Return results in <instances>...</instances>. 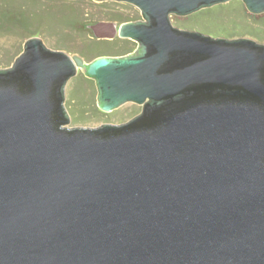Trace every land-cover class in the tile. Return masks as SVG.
<instances>
[{"label":"water","instance_id":"water-1","mask_svg":"<svg viewBox=\"0 0 264 264\" xmlns=\"http://www.w3.org/2000/svg\"><path fill=\"white\" fill-rule=\"evenodd\" d=\"M114 1L142 13L117 29L134 52L32 36L0 68V264H264V42L170 22L229 0ZM77 69L102 111H141L68 126Z\"/></svg>","mask_w":264,"mask_h":264},{"label":"rangeland","instance_id":"rangeland-1","mask_svg":"<svg viewBox=\"0 0 264 264\" xmlns=\"http://www.w3.org/2000/svg\"><path fill=\"white\" fill-rule=\"evenodd\" d=\"M239 1L223 2V6L206 13L199 10L188 15L171 13L170 22L176 27L198 30L214 37L253 38L241 33L261 23L263 26L264 12L251 13L244 2ZM0 14L11 17L24 15L35 29V32H26L22 26L11 25L9 29L0 30V68L9 67L22 52L25 40L32 36L41 38L49 48L80 55L86 62L92 60V55L82 56L81 49L84 43L95 38L101 39L98 44L100 51L106 53L104 55L134 52L138 43L129 38L120 40L117 29L122 22L143 18L135 5L114 0H0ZM232 34L234 36H230ZM111 38L114 40H109ZM96 95L94 79L77 69L67 81L64 104L70 118L68 126L121 123L134 117L142 108L141 104L129 101L109 112L102 111L97 106Z\"/></svg>","mask_w":264,"mask_h":264},{"label":"trees","instance_id":"trees-1","mask_svg":"<svg viewBox=\"0 0 264 264\" xmlns=\"http://www.w3.org/2000/svg\"><path fill=\"white\" fill-rule=\"evenodd\" d=\"M233 1H237L238 3H240L239 0H229V2H233ZM223 5H224L223 3H218L211 7H205V8L199 9L198 12L206 13V12H209L211 9L219 8ZM11 25L22 26L21 28L26 29V32H35V29L31 25L30 19L26 18L24 15H19L17 17H11V16H4L0 14V30H2L3 28L9 29L8 27H10ZM241 34L242 35L249 34L255 39L264 40V25L262 26V23H261V25L251 27L249 30H247V32H242ZM230 36H234V34ZM100 40L101 39L99 38H95V39L88 40L86 43H84V46L81 49L82 56L92 55L91 58L93 59L97 56L106 54L100 51V48H99L100 44H98L99 42H102ZM109 40L113 41L114 38H111ZM120 40H124V38Z\"/></svg>","mask_w":264,"mask_h":264}]
</instances>
